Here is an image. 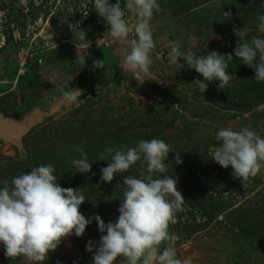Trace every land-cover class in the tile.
<instances>
[{"label":"rangeland","instance_id":"obj_1","mask_svg":"<svg viewBox=\"0 0 264 264\" xmlns=\"http://www.w3.org/2000/svg\"><path fill=\"white\" fill-rule=\"evenodd\" d=\"M158 3L162 11L150 22L153 64L138 81L121 68L134 33L127 41L113 42L109 26L89 0H0V117L24 122L33 114L42 116L9 137L0 133V187L5 179L51 164L61 187L83 192L87 200L80 212L86 218L99 214L105 223L115 222L123 202V176L140 178L142 168L137 162L111 183L103 182L100 169L108 161H97L98 154L159 138L175 150L165 161L167 174L178 178L185 199L177 222L169 227L177 237L172 242L177 257L191 264H264V169L242 183L231 166L225 169L209 155L219 146L216 135L222 127L250 125L264 136V82L254 80V71L233 56L229 84L218 89L213 81L202 93L191 83L203 77L181 68L182 58L175 65L168 59L173 43L197 55H226L239 39L236 30L245 27L246 39L264 37L256 31L264 0ZM83 5L90 10L86 18ZM126 19L130 25L137 20L132 15ZM76 29L86 33V40L78 39ZM103 59L102 69L93 68L94 60ZM70 87L83 93L71 104L59 91ZM62 100L51 114V106ZM76 146L92 163L87 174L76 172L71 163L80 158ZM176 151L182 164L175 163ZM101 235L93 219L82 237L66 238L44 264H93L94 253L86 244L98 242ZM0 264L33 262L6 257L0 244Z\"/></svg>","mask_w":264,"mask_h":264},{"label":"clouds","instance_id":"obj_2","mask_svg":"<svg viewBox=\"0 0 264 264\" xmlns=\"http://www.w3.org/2000/svg\"><path fill=\"white\" fill-rule=\"evenodd\" d=\"M89 3L109 26L107 33L113 42L127 41L134 33L130 51L123 59V71L131 72L138 81L148 76L153 64L151 53L156 47L150 22L155 13L162 11L158 0H124L123 5L121 0L116 3L89 0ZM83 8L81 14L86 18L90 10L87 5ZM223 14L228 18L232 15L231 12ZM130 15L137 18L134 25L126 19ZM257 21L256 31L264 34V14L258 13ZM246 34L245 27L235 31L239 39L233 52L226 55L217 51L197 55L191 49L181 51L180 45L173 43L168 59L175 65L182 58L181 68L187 66L200 74L203 81L194 79L191 84L202 93L213 81H218V89L229 84L232 76L227 69L233 56L254 71V80L264 82V37L253 35L246 39ZM76 36L81 41L86 40L82 30L76 29ZM90 45L91 41H88L87 48ZM103 67L104 59L93 61V68ZM68 80L71 82L73 76L70 75ZM59 91L69 104L83 94L80 89L71 87L68 91ZM216 140L220 143L209 153L211 159L225 169L231 166L234 178L242 183L264 169V136L250 125L239 130L222 127ZM74 151L80 154V158L71 161L76 172L89 173L92 163L88 154L79 146ZM172 151L175 150L170 144L153 138L141 140L135 147L106 148L98 154L97 161H108L107 167L100 169V179L107 183H111L118 173L128 172L137 162L141 164L140 178L123 176V202L115 222L105 223L99 214L86 218L80 212V206L87 200L83 192L61 187L51 164L32 167L11 181L3 180V187H0V244L4 255L44 264L49 253L66 238L73 234L82 237L94 219L102 235L98 242L89 240L86 244V250L94 253L93 264H116L118 258L119 264H191L190 260L177 257L172 246L177 237L169 232L185 203L177 187L178 178L167 174L165 161ZM108 155L110 160H106ZM174 160L177 165L183 163L179 151Z\"/></svg>","mask_w":264,"mask_h":264},{"label":"water","instance_id":"obj_3","mask_svg":"<svg viewBox=\"0 0 264 264\" xmlns=\"http://www.w3.org/2000/svg\"><path fill=\"white\" fill-rule=\"evenodd\" d=\"M63 102L64 100L58 101L57 103L55 102L50 108V113L52 114ZM41 117L42 116L33 114L31 118L32 120H27L24 122H15L11 118L0 117V133L4 134L6 137H9L10 133L20 132L23 127L31 124L35 120H39Z\"/></svg>","mask_w":264,"mask_h":264}]
</instances>
